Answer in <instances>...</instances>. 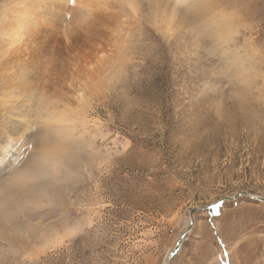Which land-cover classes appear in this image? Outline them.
Listing matches in <instances>:
<instances>
[{
  "label": "rangeland",
  "instance_id": "rangeland-1",
  "mask_svg": "<svg viewBox=\"0 0 264 264\" xmlns=\"http://www.w3.org/2000/svg\"><path fill=\"white\" fill-rule=\"evenodd\" d=\"M242 192L264 0H0V264H264Z\"/></svg>",
  "mask_w": 264,
  "mask_h": 264
},
{
  "label": "water",
  "instance_id": "water-1",
  "mask_svg": "<svg viewBox=\"0 0 264 264\" xmlns=\"http://www.w3.org/2000/svg\"><path fill=\"white\" fill-rule=\"evenodd\" d=\"M241 194H244L246 196H248L249 198H252V199H256V200H259V201H262L264 203V198L261 197V196H256V195H251L247 192H242ZM239 196V194H235L233 196H227V197H224L218 201H216L215 203L211 204V205H208L206 208H209L215 204H217L218 202L222 201V200H233L235 198H237ZM200 208H195L193 210L190 211L189 213V224H188V227L186 228V230L181 234V236L179 237L177 243L175 244L173 250L168 254V257L166 259V261L164 262V264H168L170 258L178 251V249L180 248L182 242L184 241V239L186 238V235L187 233L190 231L191 227H192V222H193V213L198 210Z\"/></svg>",
  "mask_w": 264,
  "mask_h": 264
},
{
  "label": "bare ground",
  "instance_id": "bare-ground-1",
  "mask_svg": "<svg viewBox=\"0 0 264 264\" xmlns=\"http://www.w3.org/2000/svg\"><path fill=\"white\" fill-rule=\"evenodd\" d=\"M46 102H48L47 99H46ZM47 104H48V103H45V109H47V107H49V106H48L49 104H48V105H47ZM43 109H44V108H43ZM47 112H48V111H47ZM45 114H46V113H45ZM45 118H46V117H45ZM55 128H56V127H55ZM53 129H54V128H53ZM56 129H57V128H56ZM58 130H59V129H58ZM57 132H58V131H57ZM58 133H59V132H58ZM47 134H48V133H47ZM59 135H60V134H59ZM62 136H63V135H62ZM65 139H66V138H65ZM67 139H69V138H67ZM63 140H64V139H63ZM61 145H62V144H61ZM60 147H61V146H60ZM60 147H57V148H56V146H55V148H56L55 150H57L56 152H59V151L61 152V150L63 151V149H61ZM64 147H65V145H64ZM53 148H54V147H53ZM49 149H50V148H49ZM65 149H66V148H65ZM55 150H54V151H55ZM46 151H47V154L44 153L45 155H44V156L42 155L43 160L48 159V158H47V155H48L49 157H52L53 155H55L54 152H52L51 154H49V153H48V150H46ZM65 151H66V150H65ZM65 151H64V153H65ZM59 154H60V153H59ZM61 155H62V153H61ZM55 158H57V156H54L53 160H54ZM53 160H52V161H53ZM60 160H61V159H60ZM45 161H46V160H45ZM54 161H56V160H54ZM48 162H49V160H48ZM55 163H56V162H55ZM55 163H54V164H55ZM36 175H37V174H36ZM189 221H190V219H189ZM189 221H188V224H189ZM187 227H188V226H187ZM167 257H168V255H167ZM167 257H166V259H167ZM165 261H166V260H165ZM165 261H164V262H165ZM163 264H164V263H163Z\"/></svg>",
  "mask_w": 264,
  "mask_h": 264
},
{
  "label": "snow or ice",
  "instance_id": "snow-or-ice-1",
  "mask_svg": "<svg viewBox=\"0 0 264 264\" xmlns=\"http://www.w3.org/2000/svg\"><path fill=\"white\" fill-rule=\"evenodd\" d=\"M214 206V205H213Z\"/></svg>",
  "mask_w": 264,
  "mask_h": 264
}]
</instances>
